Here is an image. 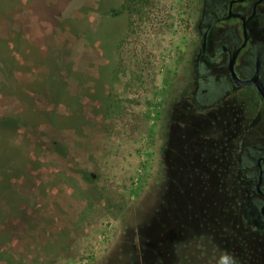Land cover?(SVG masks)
I'll use <instances>...</instances> for the list:
<instances>
[{
	"label": "rangeland",
	"instance_id": "1",
	"mask_svg": "<svg viewBox=\"0 0 264 264\" xmlns=\"http://www.w3.org/2000/svg\"><path fill=\"white\" fill-rule=\"evenodd\" d=\"M124 1L0 0V264H264V104L192 96L197 0Z\"/></svg>",
	"mask_w": 264,
	"mask_h": 264
},
{
	"label": "flooded vegetation",
	"instance_id": "2",
	"mask_svg": "<svg viewBox=\"0 0 264 264\" xmlns=\"http://www.w3.org/2000/svg\"><path fill=\"white\" fill-rule=\"evenodd\" d=\"M197 3L192 96L206 107L226 97L264 104V0ZM239 143L238 182L264 225V129L250 127Z\"/></svg>",
	"mask_w": 264,
	"mask_h": 264
},
{
	"label": "trees",
	"instance_id": "3",
	"mask_svg": "<svg viewBox=\"0 0 264 264\" xmlns=\"http://www.w3.org/2000/svg\"><path fill=\"white\" fill-rule=\"evenodd\" d=\"M145 0H125L124 4H123V10H135L140 12L141 9H143V3ZM12 77L13 73H12ZM8 93V92H7ZM3 124L6 125H10L13 128L19 129L20 128V123L16 118L13 117H6L3 121H1L0 125L2 126ZM15 145V144H14ZM10 155V154H9ZM16 159L14 157L9 156L6 160L5 163L3 164V168H0V173L1 175H3L4 177L10 175V171H15L14 169V163H15ZM25 161V159H24ZM13 162V163H12ZM11 164H13L11 166ZM4 179V178H3ZM4 180H0V184L1 182H3Z\"/></svg>",
	"mask_w": 264,
	"mask_h": 264
}]
</instances>
